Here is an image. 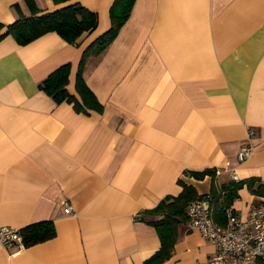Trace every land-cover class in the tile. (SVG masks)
<instances>
[{
	"label": "crops",
	"instance_id": "1",
	"mask_svg": "<svg viewBox=\"0 0 264 264\" xmlns=\"http://www.w3.org/2000/svg\"><path fill=\"white\" fill-rule=\"evenodd\" d=\"M33 1L39 12L78 1L98 22L74 44L55 31L0 39V226L51 220L55 231L18 250L0 242V264H142L160 246L159 216L145 211L178 195L179 180L210 192V175L185 170L264 180V0H135L83 68L101 112L56 102L39 83L69 63L78 97L81 53L109 27L113 0ZM29 14L25 0H0V23ZM243 143L252 149L239 161ZM238 195L231 207L246 218L260 198L245 185ZM214 250L182 222L160 264H201Z\"/></svg>",
	"mask_w": 264,
	"mask_h": 264
},
{
	"label": "trees",
	"instance_id": "2",
	"mask_svg": "<svg viewBox=\"0 0 264 264\" xmlns=\"http://www.w3.org/2000/svg\"><path fill=\"white\" fill-rule=\"evenodd\" d=\"M30 8L29 15H20L8 24L0 23V39L9 35L18 44H26L36 37L49 32H57L69 43H76L84 33L91 32L97 25L98 16L96 12L86 8L78 1L67 3L51 11H41L36 7L33 0H25ZM66 1V0H57ZM135 0H113L109 7V27L89 42L83 49L75 76L76 97L70 94L66 85L70 64L64 63L51 71L40 83L39 87L50 95L56 102L69 101L79 111L89 109L101 112L103 105L98 101L92 90L85 83L82 72L89 57L99 54L117 36L120 28L128 19ZM185 174L195 178H203L210 175L211 186L207 194H198L195 188L179 180L182 190L176 196H166L153 208L145 212L159 216L153 221L160 239L159 248L146 258L142 264H160L167 260L173 250L177 239L178 224L187 222L188 204L201 197H209L212 205L214 220L225 223V209L231 207L232 202L238 195V189L246 186L254 195L260 198L259 205L264 206V180L258 176H250L239 181L230 180L226 183L215 182V172L211 168L201 171L185 170ZM232 208V207H231ZM25 245H31L54 236V226L51 220L31 223L20 228Z\"/></svg>",
	"mask_w": 264,
	"mask_h": 264
},
{
	"label": "built area",
	"instance_id": "3",
	"mask_svg": "<svg viewBox=\"0 0 264 264\" xmlns=\"http://www.w3.org/2000/svg\"><path fill=\"white\" fill-rule=\"evenodd\" d=\"M251 149L248 143L240 145L238 160H245ZM228 172L231 180L239 181L234 168ZM70 210V206L64 207L66 213ZM186 213L188 226L198 230L215 247L201 264H264V206H253L246 218L228 207L225 209V223L219 224L213 218L212 205L206 196L192 200ZM0 242L6 248L21 249L24 242L20 228L1 225Z\"/></svg>",
	"mask_w": 264,
	"mask_h": 264
}]
</instances>
